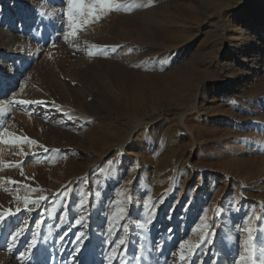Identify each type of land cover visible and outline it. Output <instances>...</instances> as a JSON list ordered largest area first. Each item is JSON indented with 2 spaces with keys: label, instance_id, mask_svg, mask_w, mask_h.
Masks as SVG:
<instances>
[{
  "label": "rangeland",
  "instance_id": "1",
  "mask_svg": "<svg viewBox=\"0 0 264 264\" xmlns=\"http://www.w3.org/2000/svg\"><path fill=\"white\" fill-rule=\"evenodd\" d=\"M113 7L82 23L69 0H0V264H251L248 227L264 264V0Z\"/></svg>",
  "mask_w": 264,
  "mask_h": 264
},
{
  "label": "bare ground",
  "instance_id": "2",
  "mask_svg": "<svg viewBox=\"0 0 264 264\" xmlns=\"http://www.w3.org/2000/svg\"><path fill=\"white\" fill-rule=\"evenodd\" d=\"M11 3V5H9V7H7V11L9 12V14H10V16L12 17H15V15H17V14H15L17 11H21V12H19L18 13V15L16 16L17 18H18V16L20 15H23V13L25 14L24 16L25 17H27V16H29L27 13H29V12H33V10H34V7H33V5L31 4V2L29 1L28 2V4L27 5H25V6H23V7H21L20 5H17L14 1H11L10 2ZM26 8V9H25ZM7 12V13H8ZM142 13V17L139 19V20H134L132 17L131 18H129V19H127V20H125L123 23H124V25L125 26H134V25H136V24H138L139 23V25H141V26H145V25H147V24H149L150 22H152L154 19H153V14H151L149 11H147V10H144V12H141ZM247 14L245 13V12H243V13H241V17H243V16H246ZM10 16H8V18L6 17V15H3V14H1L0 13V23L2 22L3 23V25H6V24H8L9 25V27L11 26V24L13 23L12 22V20H11V17ZM10 17V18H9ZM261 19H260V22L262 23V22H264V13L263 14H261L260 16H259ZM107 18V17H106ZM3 20H5V22H3ZM105 20V19H104ZM110 19H106L105 21L106 22H108ZM114 20H115V18H114ZM103 22V24H99V23H97L96 24V27L95 28H92V33L93 32H95V31H105V29H108V30H110L111 29V26H109L108 28L106 27V22ZM26 27H27V25H26ZM21 28H24V27H22V26H20L18 29H21ZM122 28V27H121ZM29 29H31V28H29V26H28V28L25 30V31H27V30H29ZM94 29H96L95 31H94ZM127 29V28H126ZM22 30V29H21ZM22 32V31H21ZM24 32V31H23ZM108 32V31H107ZM0 33H1V31H0ZM0 35H2V34H0ZM4 35V34H3ZM96 35V34H95ZM4 37V36H3ZM6 37H7V39H6ZM5 38H4V42H3V44L7 47L6 49H7V51H11V49L14 47V43L16 42V39H10V37H8V35L6 36ZM36 38H35V40H34V42L35 41H39L40 39H41V35H37V36H35ZM15 38V37H14ZM17 42H19L18 40H17ZM22 42H23V40H22ZM188 45L189 44H184L182 47L183 48H186V47H188ZM255 45V44H254ZM254 45H252V46H249L247 49H248V52L249 53H251L253 50H254ZM175 49H177V47L175 46ZM18 50V49H17ZM9 52H7L8 54H6V56L8 55L9 57H10V54H9ZM17 53H20L21 55H18V58L19 57H21L22 59L21 60H18L17 59V57L16 58H13L11 61L13 62L14 61V68H15V70H14V73L15 74H18L19 73V70H20V68H21V66H22V64L23 63H25V62H27V60H28V58L30 57V55H31V52H30V50L28 49H26V50H24V51H17ZM236 55V53L235 52H226L222 57L224 58V57H226V58H228V57H232V56H235ZM5 56V55H4ZM4 56H2V58L4 57ZM7 56V57H8ZM6 61V60H5ZM0 62H2L1 61V59H0ZM10 64V63H9ZM24 66V65H23ZM251 79H252V77H251ZM11 82V81H10ZM12 84V83H11ZM12 87V85H10L8 88H11ZM14 87V86H13ZM233 88H235V86H233ZM7 89V88H6ZM4 94H6V92H2L1 93V95H4ZM42 101H43V99H42ZM44 104V108H49L48 106L49 105H47L46 106V104L45 103H43ZM107 130V129H106ZM103 132V131H102ZM116 133V132H115ZM104 136V135H103ZM95 137V136H94ZM102 138V137H101ZM98 139V138H97ZM108 139V138H107ZM96 139H94V141H95ZM98 140H100V138L98 139ZM98 140H96L97 142H98ZM96 141L95 142H93V143H96ZM92 144V143H91ZM98 144H102V143H98ZM96 146H97V144H95ZM103 145V144H102ZM99 146V145H98ZM101 146V145H100ZM95 147V146H94ZM102 147V146H101ZM100 148V147H99ZM103 148V147H102ZM97 149V148H96ZM104 149V148H103ZM98 150V149H97ZM97 152V151H96ZM99 153V152H98ZM102 153V152H101ZM232 164L233 163H231V166H232ZM229 167V166H228ZM225 176H224V178H226V181L228 180V179H230L231 181H232V183L234 182L233 181V175H230L229 173H223ZM243 185H244V181L242 180V182H241ZM242 194V195H241ZM241 194H238V195H240L241 196V198H246V197H248V194L245 192V193H241ZM240 198V197H239ZM249 198V197H248ZM179 230H181L180 232V234L181 235H183V236H185L186 234H187V232H188V230H187V228L185 227V228H183V229H179ZM178 230V231H179ZM182 236V237H183ZM161 239H164V235H160L159 236ZM158 237V238H159ZM181 245H183V241L182 242H180V246ZM159 254H160V252H159ZM4 255L3 254H0V261L1 262H3V263H6L7 262V258H5V257H3ZM162 256H160V257H158V258H156V260L158 261V260H160L159 262L161 263V260L162 259H164V257H162ZM168 258V257H167ZM83 260V259H82ZM180 259H178V258H176V257H174L173 258V260H170V264H180ZM83 263V262H82ZM154 264V263H153ZM156 264V263H155Z\"/></svg>",
  "mask_w": 264,
  "mask_h": 264
},
{
  "label": "snow or ice",
  "instance_id": "3",
  "mask_svg": "<svg viewBox=\"0 0 264 264\" xmlns=\"http://www.w3.org/2000/svg\"><path fill=\"white\" fill-rule=\"evenodd\" d=\"M69 3L72 4L76 9L78 14L82 18V23H91L94 21H97L101 18V14L105 12H111L114 10H118V7H113L114 0H92V3H87L86 0H69ZM72 13H69V18L71 19ZM75 34V33H74ZM115 51V49H113ZM91 55V53H90ZM19 104H31V103H36V104H43V101H26V100H20L17 101ZM7 134V133H5ZM27 143L30 144H36V141H32L30 139L24 138ZM10 142H15V141H4V143H10ZM23 142V141H22ZM44 151L47 152L48 149L45 147ZM12 184H16L18 182L16 181H10ZM42 199H46V197H41ZM24 203L27 206L29 203L36 204L37 201H30L27 197L24 199ZM16 211L18 212L19 209L17 208ZM11 210H9L7 213L0 212V221L3 220L5 215H14ZM260 219V217H257ZM251 223V221H250ZM246 232H248V242L246 243V251H247V257L245 256H240V261L243 262L247 259V261H250L251 264H257L258 262V257L256 255V246L255 244L251 243V241L254 240V237L252 236V229L251 227H248L245 229ZM19 235V233H17ZM206 238V237H205ZM15 239V237H13ZM35 243V241H33ZM121 243H124L123 240H121ZM183 248L184 246L181 245ZM183 259V256H181Z\"/></svg>",
  "mask_w": 264,
  "mask_h": 264
}]
</instances>
